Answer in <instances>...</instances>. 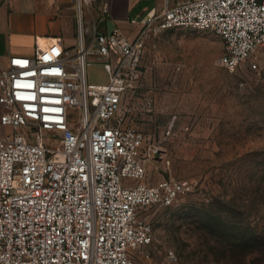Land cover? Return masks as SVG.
<instances>
[{
    "label": "built area",
    "instance_id": "1",
    "mask_svg": "<svg viewBox=\"0 0 264 264\" xmlns=\"http://www.w3.org/2000/svg\"><path fill=\"white\" fill-rule=\"evenodd\" d=\"M76 2L74 47L41 44L33 55L0 58V264H145L137 256L151 257L145 248L154 229L141 210L172 205L194 187L147 180L148 162L161 156L156 135L122 113L126 93L142 80L149 36L181 26L213 30L231 72L264 50V0L153 9L134 40L119 28L100 31L97 18L84 16L92 0ZM99 10L109 14V0ZM94 60L106 81L88 79ZM167 259L179 257L169 249Z\"/></svg>",
    "mask_w": 264,
    "mask_h": 264
},
{
    "label": "rangeland",
    "instance_id": "2",
    "mask_svg": "<svg viewBox=\"0 0 264 264\" xmlns=\"http://www.w3.org/2000/svg\"><path fill=\"white\" fill-rule=\"evenodd\" d=\"M224 51L209 29L152 34L142 80L123 100L125 117L153 132L161 150L147 180L194 185L172 205L141 210L154 229L145 248L151 257L137 256L145 264H264V50L237 72L221 62ZM106 77L101 62L88 66L90 81ZM79 118L76 109L71 120ZM169 249L177 262L167 259Z\"/></svg>",
    "mask_w": 264,
    "mask_h": 264
},
{
    "label": "crops",
    "instance_id": "3",
    "mask_svg": "<svg viewBox=\"0 0 264 264\" xmlns=\"http://www.w3.org/2000/svg\"><path fill=\"white\" fill-rule=\"evenodd\" d=\"M100 1L92 0L84 9L86 21L97 18L100 31L112 32L119 28L134 40L142 28L144 13L183 0H109L107 15L100 13ZM91 6L96 9L94 12L88 10ZM77 35L76 0H0V58L3 61L11 54L33 55L41 44L74 47Z\"/></svg>",
    "mask_w": 264,
    "mask_h": 264
},
{
    "label": "trees",
    "instance_id": "4",
    "mask_svg": "<svg viewBox=\"0 0 264 264\" xmlns=\"http://www.w3.org/2000/svg\"><path fill=\"white\" fill-rule=\"evenodd\" d=\"M227 251V250H226ZM251 261V260H250Z\"/></svg>",
    "mask_w": 264,
    "mask_h": 264
}]
</instances>
